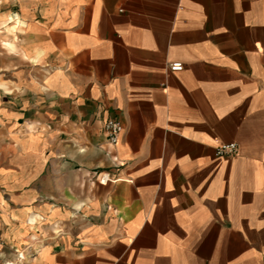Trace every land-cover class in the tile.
<instances>
[{"label": "crops", "instance_id": "obj_1", "mask_svg": "<svg viewBox=\"0 0 264 264\" xmlns=\"http://www.w3.org/2000/svg\"><path fill=\"white\" fill-rule=\"evenodd\" d=\"M34 238L28 264H264V0H0V259Z\"/></svg>", "mask_w": 264, "mask_h": 264}, {"label": "built area", "instance_id": "obj_2", "mask_svg": "<svg viewBox=\"0 0 264 264\" xmlns=\"http://www.w3.org/2000/svg\"><path fill=\"white\" fill-rule=\"evenodd\" d=\"M170 69L172 71H181L184 69V63L181 61H174L170 63ZM104 131L107 135L108 141L115 144L117 143L120 133L122 131V124L118 120L109 119L108 121H106L104 125ZM216 149H217L216 154L218 157H227V156L235 155L238 152L239 147L236 142H229L218 145ZM101 181H106V176H104ZM36 240L37 238H34V241L28 244L27 248H32V249L37 248L39 246L38 244L39 242H37ZM25 251L26 250H23L17 253V257L19 259H25V255H24ZM7 264H13V262H7Z\"/></svg>", "mask_w": 264, "mask_h": 264}, {"label": "rangeland", "instance_id": "obj_3", "mask_svg": "<svg viewBox=\"0 0 264 264\" xmlns=\"http://www.w3.org/2000/svg\"><path fill=\"white\" fill-rule=\"evenodd\" d=\"M36 241L39 242L38 243L39 246L37 248L32 249V248H27V246H25L22 249H14V251L12 252L13 255H11L10 257H4L3 259H0V264H7V262H13V264H28L30 259L35 255H37L42 250L45 243L42 238H37ZM23 250H26L24 253L25 259H19L17 257V253Z\"/></svg>", "mask_w": 264, "mask_h": 264}, {"label": "bare ground", "instance_id": "obj_4", "mask_svg": "<svg viewBox=\"0 0 264 264\" xmlns=\"http://www.w3.org/2000/svg\"><path fill=\"white\" fill-rule=\"evenodd\" d=\"M33 222V221H32Z\"/></svg>", "mask_w": 264, "mask_h": 264}]
</instances>
